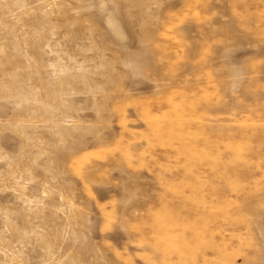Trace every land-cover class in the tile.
<instances>
[{
  "label": "rangeland",
  "instance_id": "374dc122",
  "mask_svg": "<svg viewBox=\"0 0 264 264\" xmlns=\"http://www.w3.org/2000/svg\"><path fill=\"white\" fill-rule=\"evenodd\" d=\"M0 264H264V0H0Z\"/></svg>",
  "mask_w": 264,
  "mask_h": 264
}]
</instances>
